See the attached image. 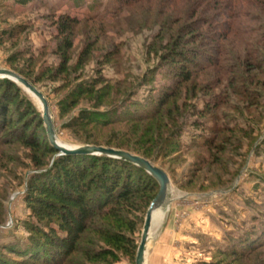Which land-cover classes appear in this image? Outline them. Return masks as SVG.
<instances>
[{
	"label": "rangeland",
	"instance_id": "1",
	"mask_svg": "<svg viewBox=\"0 0 264 264\" xmlns=\"http://www.w3.org/2000/svg\"><path fill=\"white\" fill-rule=\"evenodd\" d=\"M109 1L0 0V68L43 93L60 144L98 141L116 148L117 136L124 143L117 149L166 172L167 201L154 219L145 264H264V244L256 246L264 230V4L255 12L259 21L247 20L254 31L249 40L224 43L242 72L232 86L231 72L218 66L183 81L159 58L163 45L155 36L162 23L156 13L147 7L105 12ZM92 6L104 22L84 18ZM63 14L79 19L69 50L57 28ZM65 53L68 62L61 72ZM248 58L254 67L244 62ZM79 86L93 92L81 93ZM19 88L22 114L6 105L0 121V264H42L37 255L29 256L30 242L38 231L49 233L57 226L32 216L25 195L32 175L51 166L56 152L47 148L39 104ZM94 108L107 111L110 123H72L80 111ZM27 139L39 148L28 146ZM148 207L132 214L134 232L125 231L136 250ZM96 221L103 226L102 219ZM94 228L69 264H135L136 250L132 257L114 251ZM252 237L256 247L250 248ZM83 250L112 251L116 261L106 253L102 260L88 261Z\"/></svg>",
	"mask_w": 264,
	"mask_h": 264
},
{
	"label": "trees",
	"instance_id": "2",
	"mask_svg": "<svg viewBox=\"0 0 264 264\" xmlns=\"http://www.w3.org/2000/svg\"><path fill=\"white\" fill-rule=\"evenodd\" d=\"M17 1L26 4L31 0ZM263 4L264 0H112L104 5V11L118 13L121 9L134 8L132 12L135 13L145 7L153 10L162 23L155 36L159 40L158 44L163 45L159 58L171 63L175 73L183 81H190L196 72L218 66L225 73L231 72L233 86L239 79L241 81L242 72L236 69L237 64L234 59L231 60L232 55L224 48V43H229L234 38L249 40L254 31L247 20L259 21L260 15L255 12ZM92 10L85 15V19L93 22L106 20L102 15L94 13L97 12L95 7L92 6ZM78 24L79 19L64 14L57 20V28L63 36L62 43L66 50L72 46L73 31ZM255 40L257 44L260 43L259 39ZM250 50L248 53L252 52L253 57L256 49ZM221 55L224 61L221 60ZM251 58L244 61L249 68L254 67ZM67 62L65 53L60 65L61 72L66 70ZM260 67L261 64L258 63L256 68ZM79 88L82 89V86ZM82 90L81 93L93 92V89ZM19 95L20 88L15 82L0 78L2 123V116L7 111L6 105L15 106V110L22 114L19 101L22 97ZM209 105L210 103H206L205 106ZM109 117L107 111L94 108L80 111L72 123L79 127H103L110 123ZM114 140V147L124 148V143L117 136ZM25 142L31 148H39L35 140L27 139ZM93 144L100 145L98 141ZM47 148L56 152L49 143ZM36 165L41 166V163L36 162ZM157 190L158 184L151 175L127 161L94 155L56 156L51 166L32 175L25 202L32 216L41 222L56 223L57 229L52 228L49 233L33 229L40 236L34 232V240L30 242L32 253L29 256L37 255L42 264H69L71 256L78 252V243L92 227H95L93 231L99 237L112 245L114 251L134 256L136 244L128 235L135 229L136 217L133 218L135 215L132 214L136 211L143 213ZM96 219H102L103 226L96 225ZM263 238L264 230L258 233L259 242L255 241L256 246L264 244ZM252 242L253 237L248 246L256 247ZM104 253L114 257L113 262L116 261L115 252L112 251H80L88 261L102 260L101 255Z\"/></svg>",
	"mask_w": 264,
	"mask_h": 264
},
{
	"label": "water",
	"instance_id": "3",
	"mask_svg": "<svg viewBox=\"0 0 264 264\" xmlns=\"http://www.w3.org/2000/svg\"><path fill=\"white\" fill-rule=\"evenodd\" d=\"M0 78H7L15 82L17 85L24 88L27 92L30 91L39 100L41 107V118L45 127L47 138L51 147L56 151V156L94 155L120 159L144 169L155 179L158 184V191L147 209L142 227L141 238L135 255V264L146 263V249L150 231L154 223L153 212L155 209L164 206L167 201L169 178L166 172L160 167L154 165L150 160L133 154L129 151L100 145L66 146L60 144L58 139L56 138L52 118L49 113L48 102L43 93L34 85H32L27 79L12 70L0 68Z\"/></svg>",
	"mask_w": 264,
	"mask_h": 264
},
{
	"label": "bare ground",
	"instance_id": "4",
	"mask_svg": "<svg viewBox=\"0 0 264 264\" xmlns=\"http://www.w3.org/2000/svg\"><path fill=\"white\" fill-rule=\"evenodd\" d=\"M30 94H31V96L36 100V102L39 104V106H40V102H39V100L30 92V91H28ZM40 109H41V107H40ZM160 208H164L163 206L162 207H160ZM158 209L159 208H157V209H155L154 210V212H153V219H155V218H158V216L157 215H159L158 214ZM145 264V263H144Z\"/></svg>",
	"mask_w": 264,
	"mask_h": 264
}]
</instances>
